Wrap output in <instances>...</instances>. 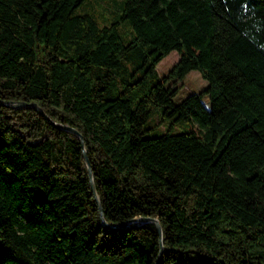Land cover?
I'll use <instances>...</instances> for the list:
<instances>
[{
	"label": "trees",
	"instance_id": "obj_1",
	"mask_svg": "<svg viewBox=\"0 0 264 264\" xmlns=\"http://www.w3.org/2000/svg\"><path fill=\"white\" fill-rule=\"evenodd\" d=\"M83 1L0 0V99L82 134L106 221L158 219L160 264H264V0H115L104 26ZM156 112L199 131L148 136ZM159 239L102 225L77 136L0 106V264H155Z\"/></svg>",
	"mask_w": 264,
	"mask_h": 264
},
{
	"label": "rangeland",
	"instance_id": "obj_2",
	"mask_svg": "<svg viewBox=\"0 0 264 264\" xmlns=\"http://www.w3.org/2000/svg\"><path fill=\"white\" fill-rule=\"evenodd\" d=\"M115 0H84L74 11L75 15L87 14L90 15L100 26L108 24L113 21L114 17L109 12L110 6L113 7ZM119 34L123 41L128 43L133 33L131 27L127 22H122L118 27ZM179 53L177 51L171 52L164 58L157 66L160 76H165L169 73L172 67L179 61ZM208 82L202 78L199 71L190 72L181 82L177 84L178 92L173 98L175 104L186 98L190 94H200L208 87ZM202 102L206 108H210V99L208 95L202 96ZM175 116L163 119L159 112L154 113L149 121L147 133L148 136H160L165 133L178 134L182 132H198L199 127L192 122H180L174 120Z\"/></svg>",
	"mask_w": 264,
	"mask_h": 264
},
{
	"label": "water",
	"instance_id": "obj_3",
	"mask_svg": "<svg viewBox=\"0 0 264 264\" xmlns=\"http://www.w3.org/2000/svg\"><path fill=\"white\" fill-rule=\"evenodd\" d=\"M0 106L10 108V109H15V110L16 109H22V108H32L40 116H42L46 121H48L53 127L77 136L79 141H80L81 148H82V156H83V158L86 162V165H87L89 184H90L91 191L94 195L95 201L98 205L102 225L104 227L112 229V230H119V229H122L123 227H125L127 225H131V224H140V225L149 224V223L153 224L156 227L159 238H160L159 239L160 240L159 241V253H158L155 264H160L162 257H163L164 244H163V229H162V226H161L158 219L150 218V217H138V218H134V219L129 220V221L119 223V224L109 223L106 221V219L104 217V211H103V208L101 205V200H100L98 193H97V190H96L94 175H93L91 163H90V160L88 157L86 145H85L82 134L78 130H76L75 128H73L69 125L61 124V123H57V122L53 121L37 103H27V102H21V101L1 100L0 99Z\"/></svg>",
	"mask_w": 264,
	"mask_h": 264
}]
</instances>
